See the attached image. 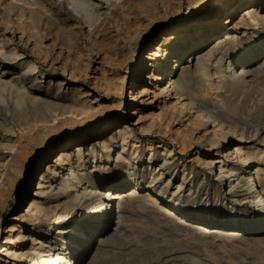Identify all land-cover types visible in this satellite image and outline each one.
I'll list each match as a JSON object with an SVG mask.
<instances>
[{"label":"rangeland","instance_id":"374dc122","mask_svg":"<svg viewBox=\"0 0 264 264\" xmlns=\"http://www.w3.org/2000/svg\"><path fill=\"white\" fill-rule=\"evenodd\" d=\"M78 1L86 2L85 6L78 7L74 0H0V29L7 32L10 50L17 55L16 58L0 56V59L9 70L23 69L22 81L26 87L60 98L43 105L26 104L19 108L10 102L0 103V169L8 161L0 185V246L9 220L26 212L27 201L47 199L36 192V179L40 175L51 180L59 178L46 171V167L54 166L61 152L81 146V158L76 164L78 170L89 171L94 164L93 157L99 163L100 156L108 172L122 181L123 170L115 166L113 156H107L112 152L103 150L99 144L101 139L115 134L120 126L128 130L125 153L135 166L137 182H146V170L141 171L140 167H147L148 160L156 164L155 157L164 148L174 153L170 166L178 170V175L183 166L192 168L187 176L196 183H192L193 190L189 194L178 198L171 196L170 191L161 193L170 205L190 213L192 218L186 221L207 223L200 220L222 214L229 222L234 216L239 222L255 218L257 212L251 203L227 200L225 184L216 185L213 180L215 170L202 165L200 160L209 152L208 144L213 147L210 152H220L222 158L235 147L255 146L264 150V72L257 73L256 79L251 76L246 78L247 82L241 81L232 88L217 89L220 93L216 89L209 90L208 97L199 98L195 106L203 110L206 124L193 120L188 111L174 110V101L158 115L160 110L151 106L160 103L163 107L161 96L154 99L151 106L143 102L144 97L129 102L131 84L138 77L141 81H150L146 76L152 71L147 68L146 56L162 30L167 29L170 37L189 33L190 37L178 46L183 62L190 56V51L208 40L210 33L199 34L193 21L202 14H210L217 0ZM8 2L13 6H7ZM228 3H231L228 8L235 11L236 22L247 5L241 0H229ZM27 9H32L34 14L29 15ZM226 15L227 9L222 7L212 18L225 23ZM7 17L15 32L3 23ZM174 42L170 41V45ZM250 49L251 54H246L241 61L264 60V48L250 46ZM156 58L161 60L162 56ZM169 64L174 65L171 60ZM151 81L146 96L150 99L152 90L158 93L152 86L156 81ZM166 83L163 79L158 88ZM56 85H60L58 90ZM172 91L170 88V96L174 95ZM82 106L87 111L82 112ZM44 122L52 126L43 129ZM184 130L188 137L183 145L174 138ZM62 145L63 149H60ZM157 146H160L158 151ZM90 147L94 148L91 155L88 153ZM45 149L47 155L41 156ZM227 160L229 164L239 166L237 158L229 156ZM261 164L264 168V161ZM245 167L246 178H249L252 168ZM261 174L263 177L264 171ZM123 182L120 190L132 188V184ZM258 188L261 190L260 186ZM96 203V200L92 201L86 208ZM131 205L134 211L120 218L117 227L110 224L105 228L108 233H113L116 228V235L101 246L106 256L98 258L97 264H264V224L258 228L257 220L249 225L236 224L238 227H233L234 223L224 224L222 228L205 224L227 231L236 229L243 236L216 234L200 231L186 222L172 225L170 221L139 209L136 202ZM115 209L113 207L112 212L115 213ZM90 220L88 218L82 227L91 225ZM37 226L40 230L48 227L45 224ZM55 227L49 226L52 230ZM98 234L99 231L94 235ZM94 239L95 244L101 241L98 237Z\"/></svg>","mask_w":264,"mask_h":264},{"label":"bare ground","instance_id":"6f19581e","mask_svg":"<svg viewBox=\"0 0 264 264\" xmlns=\"http://www.w3.org/2000/svg\"><path fill=\"white\" fill-rule=\"evenodd\" d=\"M74 1L80 8L85 6L86 3L78 0ZM228 2L229 0H217L210 14H202L193 21V26L197 28L199 34L203 36L209 32L210 35L207 41L195 48V51H190V56L186 57L183 62H181L182 58L180 59L182 51H179L178 46L190 37L189 33L185 32L178 37H170L167 29L162 30L161 35L157 38V43L152 49L148 50L149 55L146 56L147 68L149 67L152 71L150 75L146 76L150 78V81H141L138 77L129 87V102L144 97L143 102L151 106L154 103L153 100L161 96L164 98L161 99L163 107H160V103L151 106L160 110L158 115L163 114L165 107L172 104L171 101H174L172 104L174 110L176 109L179 112L188 111L192 113L193 120H196L199 124H206L203 118V110L200 111L195 106L199 98L202 100V96H205L204 98L208 97L209 90L219 89L220 91L224 86L232 88L241 81L244 82L246 78L254 76V79H256L255 75L257 73L264 72V60L261 58H255L252 63L240 60L246 54H248L247 56L251 54L250 46L264 48V5H262V0H241V3H246L247 6L242 9L236 22H234L235 11L233 8H228L231 4ZM8 5L13 6L11 2H8ZM222 7L227 9V15L225 23H218L212 16L216 15L218 9ZM27 12L29 15L34 14L32 9H27ZM39 16L42 17L43 15L39 13ZM2 21L8 26L10 25V29H13L11 20L8 17ZM215 29H218V31L215 32ZM136 30L138 31V29ZM6 33L0 29V56L16 58L17 55L10 50ZM173 40L175 42L171 46L170 41ZM245 43H249V45L247 46ZM238 52L241 53L236 56ZM160 56H162L161 60L156 58ZM170 60L174 64L173 66L169 64ZM22 70H9L0 59V103L10 102L19 108L26 104L43 105L60 99L56 95H48L46 92H37L34 88L26 87L22 81ZM163 79L167 83L158 88V83ZM151 80L156 81L152 86L157 88L158 93L152 90L150 99L146 96L149 94ZM124 87L123 83V92ZM55 88L58 90L60 85H56ZM170 88L173 90V96H170ZM219 91L218 93H220ZM216 96L218 97V95ZM124 108H121V110ZM80 109H82V112L87 111L85 106L80 107ZM120 115H123V113H120ZM45 123L43 129L52 126ZM141 129L144 130L143 127ZM187 133L186 130L183 133L178 132L174 139L180 140L179 142L184 145L188 137ZM127 134V128L120 126L115 134L110 135L108 139H101L99 144L103 150L112 152V155L107 156L109 158L113 156V163L120 170H123L125 175L123 176V183L132 184V188L120 190L123 180L120 181L108 172L100 156L99 163L94 161L95 157H93L92 163L94 164L89 167L91 168L89 171H86V169L78 170L76 164L81 158V146L61 152L56 158L57 163L54 166L50 167L48 165L46 167V171L58 175L59 178L51 180L40 175L36 179V192L45 195L47 199L45 201L39 198L29 199L26 212L9 220L3 244L0 246V264H97L99 262L98 258L103 259L106 256L105 250H102L101 246L115 238L116 235L114 234L116 228H114L113 233L104 231L105 228L110 224L117 227L120 218L130 215L134 211L131 205L134 202L138 203L139 209L170 221L172 225L176 226L180 222L181 224L186 222L185 224L204 232L243 236V233L240 232L220 229L224 224L234 223L233 227H238L235 225H249L256 220L255 225L258 228L264 224V214L240 222L236 216L232 217L229 222L225 219L224 214L217 218H202L200 220L202 222L208 221V225H220V229L186 221L192 218L190 213H186L182 208L170 205L161 197V193L162 191H170L171 196L176 195L178 198L185 193L189 194L193 190L192 183L194 181L188 179L187 174L192 172V168L189 167L188 169L183 166L181 175H178V170L170 166L174 153L171 149L164 148L155 157L156 164H152V161L148 160L147 167H140L141 171L146 170V182H137L135 180V166L125 153ZM208 146L209 152L201 158V164L215 170L213 173L215 178L220 177L222 179V183L225 184L227 189V200L232 201L233 199L234 202L240 204L244 202L254 203L260 211L264 212V176L262 177L261 174L264 171L261 164L264 161V150L255 146L235 147L222 158L220 152L215 154L210 152L213 149L211 144H208ZM62 147L63 145L59 148L63 149ZM157 147L156 151L160 146ZM47 152L46 149L43 150L41 156H46ZM88 153L93 154L94 148L90 147ZM229 156L237 158L239 166L229 164L227 160ZM43 159L44 157L41 158V160ZM7 164L8 161L3 163V168L0 169V185ZM246 165L252 168L250 169L251 175L249 178H246L245 175ZM60 173L63 174L60 176ZM189 181L190 185H188ZM214 183L217 185L216 181ZM250 185L251 188H249ZM258 186L261 187V190ZM99 196L100 199H98ZM24 197L26 196L24 195ZM95 200L97 203L93 207L86 208L88 203L91 202L92 204V201ZM258 204H261L263 208L261 209ZM113 207L116 208L115 213L112 212ZM138 207L136 208L138 209ZM205 207L207 206L205 205ZM88 218L91 219L89 221L91 225L87 228L82 227ZM39 224H45L48 227H43L40 230L38 226L36 227ZM52 224L56 226L53 230L49 228ZM118 227L120 228V225ZM98 231L100 234L95 236L94 234ZM94 237L101 238L100 243L95 244ZM30 256H34L33 260L27 261Z\"/></svg>","mask_w":264,"mask_h":264},{"label":"built area","instance_id":"2783aa9c","mask_svg":"<svg viewBox=\"0 0 264 264\" xmlns=\"http://www.w3.org/2000/svg\"><path fill=\"white\" fill-rule=\"evenodd\" d=\"M213 180H215L217 183H222V179L220 178V177H218V178H215V176H214V178H213ZM252 186L250 185L249 186V188H251ZM257 200L259 201V199L257 198ZM259 206H261V204H258ZM251 207H252V209L255 211V212H257V215H258V217H260L261 215H263L264 214V212L261 210H259V208L257 207V205H255L254 203H252V205H251ZM263 207L261 206V209H262ZM202 225H204V224H207V223H201ZM204 226H207V225H204ZM214 228H218V227H214ZM254 229V227H251V229ZM218 229H220V228H218ZM246 229H249V228H246ZM220 230H224V229H220ZM225 231H227V230H225ZM229 231V230H228ZM232 232H236V229H232Z\"/></svg>","mask_w":264,"mask_h":264}]
</instances>
